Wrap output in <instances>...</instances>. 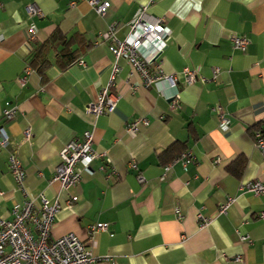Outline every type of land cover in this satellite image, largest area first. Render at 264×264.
Returning a JSON list of instances; mask_svg holds the SVG:
<instances>
[{"label":"crops","instance_id":"1","mask_svg":"<svg viewBox=\"0 0 264 264\" xmlns=\"http://www.w3.org/2000/svg\"><path fill=\"white\" fill-rule=\"evenodd\" d=\"M89 1L0 0V125L9 135L0 146V218L25 199L8 169L15 153L27 197L58 201L50 238L72 232L97 257L89 264H264V194L243 187L264 180L252 134L264 128V0H102L101 16ZM29 3L41 14L29 16ZM141 8L170 30L158 60L175 78L179 106L164 80L144 86L119 58L109 89L116 106L94 116L86 106L114 64L108 28L116 24L122 38ZM234 33L248 38L244 51L233 47ZM215 104L227 112L226 130ZM7 107L10 120L1 115ZM138 118L147 123L128 130ZM85 130L98 155L76 185L62 188L51 180L59 150ZM199 214L208 219L202 227ZM96 223L107 230L90 235Z\"/></svg>","mask_w":264,"mask_h":264},{"label":"built area","instance_id":"2","mask_svg":"<svg viewBox=\"0 0 264 264\" xmlns=\"http://www.w3.org/2000/svg\"><path fill=\"white\" fill-rule=\"evenodd\" d=\"M98 15H103L106 2L102 0H90ZM29 16L40 15L41 11L34 3L25 6ZM163 18L147 19L145 8H141L134 20L126 25V31L122 38L115 35L116 24L108 28L109 45L108 49L114 58L113 68L108 83L100 92L87 104L86 111L94 116L110 113L114 110L118 96L110 92L118 71L116 60L119 58L125 61L141 77L142 84L149 86L158 80H164L168 87L173 89L169 95L172 107L179 106L180 95L176 88V81L173 75L164 73L161 63L158 60L160 54L167 45L170 30L165 25ZM30 39L36 35L34 25L27 27ZM248 38L244 35L232 34L231 42L235 49L244 51L248 44ZM79 63H83L79 60ZM184 81L193 82L196 78L193 70L185 69ZM23 83L24 78L18 79ZM218 117V127L226 130L229 118L226 110L220 104L213 106ZM5 120L14 116V107L4 108L1 112ZM145 118H138L128 125V130L135 131L140 124H146ZM24 136H29L25 130ZM93 135L91 130H85L80 139H70L59 150L60 162L54 169L51 180L56 181L62 188L76 185L81 174L86 170L90 162L97 157V152L92 148ZM9 143V135L3 126L0 125V146ZM255 146L264 154V133H254ZM129 166L136 167L135 162L130 161ZM170 164L164 167L168 171ZM8 169L13 177L15 186L25 196L20 203H14L11 209V218H0V264H89L95 262L97 257L85 248L83 242L72 232H68L56 238H50V229L53 223L54 214L59 209L57 200L48 201L43 195L39 198L38 205L35 200L27 197L24 185V170L15 153L8 155ZM165 174V173H164ZM139 181H143L141 175H137ZM247 191L253 194H264V180L249 181L243 184ZM75 200L71 197L69 204ZM227 204L220 207L222 211ZM199 226L207 224L208 219L201 214ZM264 219V212L259 215ZM88 233L95 234L100 230H107V223H96L88 226Z\"/></svg>","mask_w":264,"mask_h":264},{"label":"trees","instance_id":"3","mask_svg":"<svg viewBox=\"0 0 264 264\" xmlns=\"http://www.w3.org/2000/svg\"><path fill=\"white\" fill-rule=\"evenodd\" d=\"M73 58H70L69 56V62L72 60ZM42 65H44V63L42 62H39L37 64H35V67L37 68L38 71H41L43 68H42ZM260 131L261 133H264V128H261L260 126H257L255 128L252 129V134H253V138H254V133L255 131Z\"/></svg>","mask_w":264,"mask_h":264}]
</instances>
